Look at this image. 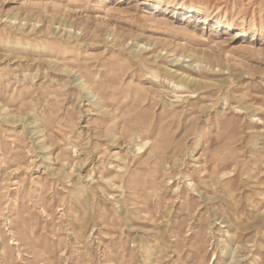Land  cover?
<instances>
[{
  "label": "rangeland",
  "instance_id": "obj_1",
  "mask_svg": "<svg viewBox=\"0 0 264 264\" xmlns=\"http://www.w3.org/2000/svg\"><path fill=\"white\" fill-rule=\"evenodd\" d=\"M158 2L0 0V264H264V0Z\"/></svg>",
  "mask_w": 264,
  "mask_h": 264
},
{
  "label": "bare ground",
  "instance_id": "obj_2",
  "mask_svg": "<svg viewBox=\"0 0 264 264\" xmlns=\"http://www.w3.org/2000/svg\"><path fill=\"white\" fill-rule=\"evenodd\" d=\"M166 0H159V2H158V4L159 5H161L163 2H165ZM177 4V3H176ZM158 5V6H159ZM204 12V10H203V7H189V13H196V14H200V13H203ZM228 26L229 27H231V24L229 25L228 24ZM136 136V135H135ZM146 144H144V145H140V146H138V151H140L139 153H141V152H143L142 150H143V148H144V146H145ZM151 159H153L154 160V162H153V165L154 166H156L158 163H159V161H160V157H159V155L158 154H156V152L155 151H153V152H150L149 153V157L148 158H146V160H144L143 162H142V164H145V163H147V164H150L151 163ZM124 171L123 172H121L120 173V178H122V179H124L125 178V176L126 175H129L130 174V172H129V174H128V168L126 167V166H124ZM122 169V168H121ZM135 174H140L141 176H142V179L140 180V182H139V185H143L144 184V182H145V180H146V178L148 177V174H147V171H141V169H139L138 167L136 168V170H135V173H133L132 174V176L133 175H135ZM131 184H134V186H138V182H133V179H132V181L130 182ZM191 186V185H190ZM14 243V242H13ZM16 245H18V243H16Z\"/></svg>",
  "mask_w": 264,
  "mask_h": 264
}]
</instances>
